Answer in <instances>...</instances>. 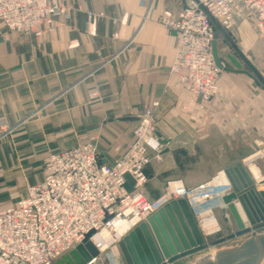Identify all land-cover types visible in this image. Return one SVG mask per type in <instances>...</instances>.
<instances>
[{
	"label": "crops",
	"instance_id": "1",
	"mask_svg": "<svg viewBox=\"0 0 264 264\" xmlns=\"http://www.w3.org/2000/svg\"><path fill=\"white\" fill-rule=\"evenodd\" d=\"M60 1L72 8L70 19L58 17L55 32L42 39L0 28V121L12 131L1 142L0 162L12 165L23 157L32 167L36 154L47 156L94 138L98 161L111 164L130 144L135 119L155 102L157 136L169 146L162 161L173 167L178 158L173 146L185 143L193 158L187 170L194 171L193 177L178 169L159 178L151 174L152 165L147 167L148 181L158 176V191L169 179L189 189L218 176L227 183L221 173L264 156V92L246 75L231 71L227 55L245 66L221 33L216 31L215 47L228 71L219 75L217 97L200 108L170 74L175 36L160 17L165 11L175 14L189 0ZM87 13L102 16L88 23ZM255 23L242 15L225 33L260 70L264 32ZM225 45L232 53H224ZM90 93L97 98L90 100ZM205 161L214 164L198 167ZM146 185L145 191L151 186ZM214 224L202 229L213 232Z\"/></svg>",
	"mask_w": 264,
	"mask_h": 264
},
{
	"label": "built area",
	"instance_id": "2",
	"mask_svg": "<svg viewBox=\"0 0 264 264\" xmlns=\"http://www.w3.org/2000/svg\"><path fill=\"white\" fill-rule=\"evenodd\" d=\"M196 1L224 31L248 15L256 21L254 27L264 32V0ZM71 10L60 0H0V28L39 40L55 32L58 17L69 20ZM101 16L87 13L88 23ZM160 23L175 36L170 74L189 101L202 108L219 94L218 79L225 68L222 62L216 64L212 53L216 28L193 0L175 14L165 11ZM96 98L97 93H90V99ZM157 106L155 102L143 109L130 144L111 164L98 161L94 138L48 155L42 181L28 186L15 204L0 207V264H54L91 231L90 241L100 250L94 237L102 230L114 235L116 224L127 223L126 235L171 201H186L202 222L201 215L208 210L194 212L193 208L224 195L231 186L228 181L204 183L193 189L174 182L155 201L144 193L147 167L153 160H162L164 145L154 120ZM125 176L133 181L130 192ZM121 237H115L109 246Z\"/></svg>",
	"mask_w": 264,
	"mask_h": 264
},
{
	"label": "water",
	"instance_id": "3",
	"mask_svg": "<svg viewBox=\"0 0 264 264\" xmlns=\"http://www.w3.org/2000/svg\"><path fill=\"white\" fill-rule=\"evenodd\" d=\"M193 1L196 2L198 9L210 19L216 31L227 39L237 58L247 68V70H243L241 63L236 58L227 55V59L234 66L231 71L246 75L256 87L264 92L262 74L238 49L206 9L196 0ZM217 32L215 41L218 37ZM215 41L212 53L216 64L219 65ZM223 70L228 71L227 68H223ZM161 142L162 144L167 143V141ZM239 172L243 175L244 184L250 185L252 181L241 164L224 171L230 185L234 188L239 186L236 183L240 176ZM125 178L127 180L126 190L130 192L133 181L129 176H125ZM220 202L226 206L236 224L238 231L235 236H241L264 227V190H257L255 193L247 190H233L222 195ZM237 205L241 207L247 222L242 221ZM92 233V231L89 232L81 244L63 255L54 264H94L100 253L90 241ZM117 245L125 264H172L178 259L200 252L209 246L205 243L192 210L190 211L184 200L171 201L155 211L144 222L124 235ZM263 258L264 235L260 234L249 237L232 249L217 251L213 259H206L196 264H259Z\"/></svg>",
	"mask_w": 264,
	"mask_h": 264
},
{
	"label": "rangeland",
	"instance_id": "4",
	"mask_svg": "<svg viewBox=\"0 0 264 264\" xmlns=\"http://www.w3.org/2000/svg\"><path fill=\"white\" fill-rule=\"evenodd\" d=\"M221 41L222 40H220V42ZM225 46H226L225 47L226 50L224 53H232V50L228 48L227 45ZM219 55L221 56V52L217 51V57H219ZM255 68L257 69V67ZM259 68L260 70L259 69L257 70L264 77L263 75L264 68L261 66H259ZM242 69L247 70L246 67ZM89 99H90V94H89ZM90 100H95V99H90ZM11 133H12L11 129L6 127V122L0 121V145H4V143L1 142L6 141V138L9 137ZM167 148H169L168 145L163 146L162 155L163 153L169 151L167 150ZM173 149L175 150L173 151V153H175V155L178 156V158H176L175 160V163L173 164V167L171 166L170 162L168 163V165H165L164 158L163 161L161 160L160 162L153 160L149 165V166L152 165V167L149 169L151 174L152 175L158 174L159 178L160 177L165 178L168 177L170 173L178 172L179 169L180 171L184 172L187 176L193 177L194 171L187 170V167H189V159H193V158H190V156H188L186 150V144L180 143V146L175 144V146H173ZM48 155L45 156L41 154H36L35 155L36 160L34 162V166L32 167H30V164L27 163L25 160H22L23 157H18L19 160L18 161L15 160V162L12 163V165H10L11 163L8 162L7 163L6 162L4 163V161L0 162V207H4V206L6 207V205H8L10 202L14 204L19 198H21V196H23L26 187L41 182V180L43 179L44 160L48 157ZM207 164L209 165L214 164V162L205 161V163H200L198 167L203 169ZM240 164L242 168L245 170L246 174L250 177L252 183H254V181H257V179L252 175L253 172L250 171L251 166L257 169L261 178H264V156L258 155L250 161H246V160L241 161ZM21 170H23V172ZM158 176L148 181L146 185V189L147 186L149 185L151 186H149V190L147 191L144 190L146 196L152 201L157 200L165 193L167 185H172L174 182H177L176 180L169 179L170 181L163 183L162 188L158 191ZM213 179L205 182V184L211 183ZM236 183H238L239 186L241 187L239 189L237 186L236 188L237 191H243V190L249 191V185L244 184V178L242 175L241 178L240 177L237 178ZM196 187H192L190 189ZM257 188L260 190H264V183L258 185ZM232 191L233 188L230 186L229 190L226 191V193H230ZM209 208L212 209L209 210ZM193 209L194 212L197 211L203 212L205 210H208L210 212V215L216 221L217 228L213 232H206L204 229H202L201 220L198 219V217L193 213L196 223L205 240V243L208 244L209 246L200 252L178 259L172 264H196L198 263V261L200 262V260L202 261L204 259H211L213 254L216 253L217 251L228 250L237 247L244 240L248 239L251 236H256L260 234L264 235V227H261L253 232L241 236H235L238 229L228 209L220 202V198L215 197L213 200L209 201L208 203L199 205L197 207H194ZM94 264H125V262L120 253L118 245L114 244L108 246L106 249H104V251L100 252L99 257L97 258ZM259 264H264V258Z\"/></svg>",
	"mask_w": 264,
	"mask_h": 264
},
{
	"label": "bare ground",
	"instance_id": "5",
	"mask_svg": "<svg viewBox=\"0 0 264 264\" xmlns=\"http://www.w3.org/2000/svg\"><path fill=\"white\" fill-rule=\"evenodd\" d=\"M250 169H251L250 171H252L253 174L256 175V171L253 168H250ZM238 177H241V175L238 176ZM259 177H261V176H259ZM263 182H264V178H261V179H259L257 181H254V183H251L249 185V191H252L254 193L257 192V190L259 191L260 189H258L257 186L260 185V184H263ZM212 183L217 184V185H220V184H226V181L220 180L219 179V176H218L217 178L213 179ZM232 188H233V190L237 191V189H236L237 187H235V188L232 187ZM238 188L240 189L241 187L238 186ZM167 204H169V203H167ZM187 205H188V207H189V209L191 211V208H190V206H189L188 203H187ZM237 210L240 213L239 215H240L242 221L243 222L244 221L247 222V220L245 218V215H244V213H243V211H242V209H241V207L239 205H237ZM201 219H202V228H206V229H210L212 227L213 223L215 222V220L213 219V217L210 215V212L209 211H206V212L202 213ZM214 225L216 226V224H214ZM127 228H128V224L127 223H120V224H116L114 235H111L106 230H102L97 236H95L94 237V240H95L96 244H98L100 246L99 247L100 250H98L99 253H100V251H103L104 249H106L110 245V243L113 242V240L115 239V237L116 238L117 237L119 238V236L120 237L121 236L123 237L124 236L123 233H124V231ZM214 255H215V253L211 257V259H213ZM204 260H206V259H204Z\"/></svg>",
	"mask_w": 264,
	"mask_h": 264
}]
</instances>
